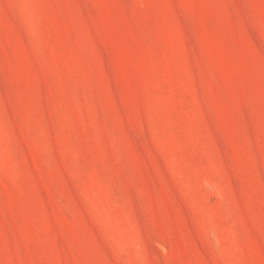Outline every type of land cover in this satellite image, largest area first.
I'll return each instance as SVG.
<instances>
[{
  "label": "rangeland",
  "instance_id": "obj_1",
  "mask_svg": "<svg viewBox=\"0 0 264 264\" xmlns=\"http://www.w3.org/2000/svg\"><path fill=\"white\" fill-rule=\"evenodd\" d=\"M0 264H264V0H0Z\"/></svg>",
  "mask_w": 264,
  "mask_h": 264
}]
</instances>
